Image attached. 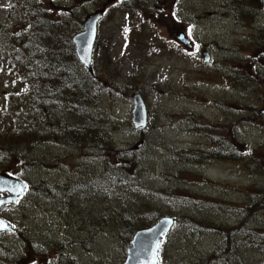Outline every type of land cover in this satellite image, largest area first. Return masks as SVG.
I'll list each match as a JSON object with an SVG mask.
<instances>
[{
	"label": "rangeland",
	"instance_id": "1",
	"mask_svg": "<svg viewBox=\"0 0 264 264\" xmlns=\"http://www.w3.org/2000/svg\"><path fill=\"white\" fill-rule=\"evenodd\" d=\"M86 1L0 0V38L7 46L1 53L15 64L0 65V171L31 186L4 210L17 225L15 235H0L4 263L124 264L128 227H139L151 211L160 219L195 222L173 225L158 264H264L261 1L110 3L97 25L93 72L74 51L77 65L61 67L68 86L70 68L90 79L87 99L75 105L40 98L48 79L62 74H41L46 79L29 83L32 93L26 63L40 47L50 63L72 61L64 57L73 50V36L82 32L86 15L106 3ZM28 9L50 15L21 14ZM35 16L57 38H35ZM15 34L25 36L20 50L11 43ZM185 34L195 52L178 43ZM47 44L58 49L46 50ZM134 92L146 106L143 132L131 124ZM30 126L35 138L27 144ZM73 132L80 134L77 145ZM104 133L114 150L126 151L124 162L126 153L143 158L137 182L114 172Z\"/></svg>",
	"mask_w": 264,
	"mask_h": 264
},
{
	"label": "trees",
	"instance_id": "2",
	"mask_svg": "<svg viewBox=\"0 0 264 264\" xmlns=\"http://www.w3.org/2000/svg\"><path fill=\"white\" fill-rule=\"evenodd\" d=\"M126 3V2H125ZM20 7H25V4H21L19 5ZM42 13V12H40ZM37 25H39V22L36 23ZM41 25V36H42V40L43 43L45 42V40L49 39L50 36L56 37V34H52L49 30V28H47V26H49L48 24H46V21H41L40 23ZM57 38V37H56ZM59 38V35H58ZM47 47L45 48L46 50H51L52 49H58L56 47H51L52 44H47ZM1 48L2 44H1V38H0V65H3L5 67H9L12 69V66H14L15 64L12 63L11 57L9 58V60H7V58H5L4 56H2L1 53ZM40 51V58H36L35 53H33L31 55V60H29V63H26L27 66V74H26V84L28 85V88H30V90L33 92H35L34 90V83L38 82L39 79H46V77H41V74H45V73H52V72H56L53 75H58V74H62V77H56L53 79H48L47 82H49L51 85L48 86L46 85V88L41 89V91L43 92L42 96L40 98H45V95H47L52 102H57V100L60 99H64L66 98L67 102H74V104L77 102H79L80 104H83L86 99L87 96L92 92L93 90V86L90 84V79L84 78V77H79V76H74V71L72 68L71 69V80L72 83L70 86H68V84H66V80L68 79L67 77V73L64 70H61V67L63 66H70L72 67L77 65L76 63V59L74 57V53L73 50L68 52V54L66 55V57H64V59L67 60H72L71 62H67L66 64L62 63L63 57H61V59H57V60H53L52 63L48 62L49 60V53H47L46 51L41 50V47L38 49ZM35 59V61H33V59ZM23 65V64H22ZM18 74V73H17ZM41 77V78H40ZM18 78H20V76H18ZM22 79V78H20ZM34 82L32 85V88L30 86L29 83ZM48 87V90H47ZM40 91V90H39ZM37 92V91H36ZM34 99H37V97H33ZM39 101H36L35 104L38 105ZM75 104V105H76ZM94 124V123H93ZM81 126V125H78ZM29 131H27L24 135V140L26 141V143L28 144L31 139L35 138V129L34 126H30L28 128ZM82 133H85L86 137L89 138L88 134H86V132L82 131ZM78 133L73 132V144L77 145V139H78ZM89 135H91V133H89ZM98 136H100V133L98 134ZM103 137L107 140L106 142H104L105 144V149L107 152H111L114 154L115 156V164H114V172L118 175L121 176L122 179H128L129 177H132L134 179L135 182H137L138 177L141 174V167L142 166V161L143 158H139L136 155L134 156H129L126 153V157L130 158L127 162H124V157L120 156V154L126 151L123 150H114L112 147L111 142L109 141V136L107 133H104ZM90 139V138H89ZM93 144L96 145L97 144V139L93 140ZM0 149L1 146H0ZM178 156L181 159V152L178 153ZM160 216L157 215L155 212H148L147 214V218L141 223V225L139 227H128V231L131 232V236L134 235V233L141 231V230H145V229H149L150 227H152L160 218ZM174 217V216H171ZM184 218L187 217H183V218H175V224L181 222V225H192L191 221L192 219L189 220H184ZM191 221V222H190ZM195 223V222H193ZM0 264H5L3 259L0 257Z\"/></svg>",
	"mask_w": 264,
	"mask_h": 264
},
{
	"label": "water",
	"instance_id": "3",
	"mask_svg": "<svg viewBox=\"0 0 264 264\" xmlns=\"http://www.w3.org/2000/svg\"><path fill=\"white\" fill-rule=\"evenodd\" d=\"M120 0H106L107 4L114 3ZM261 1V6L264 10V0ZM105 9L96 11L88 15L82 23V32L72 38V46L78 62L89 72H91V52L96 39L97 23L101 20ZM181 44L187 46L181 38L178 40ZM207 60V58H205ZM264 85V83H263ZM131 124L135 130L143 131L147 125V111L144 101L139 94L135 92L132 97ZM264 115V99L263 109L260 111ZM140 146V145H139ZM138 146V148H139ZM25 187L18 181L0 175V194L7 193L10 197L0 199V208L5 205H13L18 197L23 193ZM173 220L163 218L154 226L147 230L135 233L129 242V247L126 250V259L124 264H157L158 250L156 244L167 237ZM0 233L11 232L12 228L0 219Z\"/></svg>",
	"mask_w": 264,
	"mask_h": 264
},
{
	"label": "flooded vegetation",
	"instance_id": "4",
	"mask_svg": "<svg viewBox=\"0 0 264 264\" xmlns=\"http://www.w3.org/2000/svg\"><path fill=\"white\" fill-rule=\"evenodd\" d=\"M85 3L89 4V0H87L86 2H84V4ZM123 3H125V2H123ZM84 4L79 9L82 10V8L84 7ZM103 6H105V3L103 4ZM103 6H102V8H103ZM100 7H101V5H99L98 10L99 9H102ZM83 10H84V8H83ZM34 11H36V12H46V13H48L50 15V13H49L50 10H47V9H38V10L37 9H28V10H24V12L21 13V14H25V15L30 16ZM74 11H75V13L78 12V10H74ZM94 12H95V10H94ZM80 15H81V13H80ZM35 17L37 18V21L36 22H39L40 17H38V16H35ZM40 23H41V21L39 22V25L35 24V28L33 29V33L32 34H34V37L35 38H37L39 36V34H40V38H41V25H40ZM20 36H21V34H15V35H13V39L11 40L12 46L15 47L18 50H20V44L21 43H24V39H25V36L24 35H22L21 37ZM2 38H3V36H2ZM6 41L8 42V38H6L5 42ZM2 47L3 48H7V46H5V45H3ZM39 52L35 53V56L38 59L40 58V53ZM93 66H94V64L91 63V70H92V72H93ZM0 174H6V173H3L2 171H0ZM26 186H27V189H29L28 184ZM56 187L59 188V186H56ZM56 187H55V189H56ZM2 196L4 197V195H2Z\"/></svg>",
	"mask_w": 264,
	"mask_h": 264
},
{
	"label": "snow or ice",
	"instance_id": "5",
	"mask_svg": "<svg viewBox=\"0 0 264 264\" xmlns=\"http://www.w3.org/2000/svg\"><path fill=\"white\" fill-rule=\"evenodd\" d=\"M0 226H2V225H0ZM159 247H160V245H159V243H157L156 244V249H159Z\"/></svg>",
	"mask_w": 264,
	"mask_h": 264
}]
</instances>
